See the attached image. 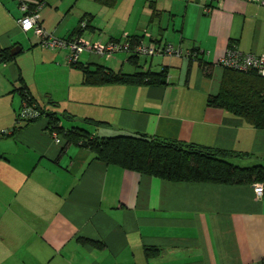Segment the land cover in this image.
I'll return each instance as SVG.
<instances>
[{
    "label": "crops",
    "instance_id": "crops-1",
    "mask_svg": "<svg viewBox=\"0 0 264 264\" xmlns=\"http://www.w3.org/2000/svg\"><path fill=\"white\" fill-rule=\"evenodd\" d=\"M81 1L48 0L41 25L73 38L87 17L79 36L91 43L148 32L179 46L182 56H141L137 64L126 52L85 51L79 59L118 72L128 65L134 70L127 73L167 71L165 83L84 84L69 49H43L19 25L20 1L0 0V48L20 49L0 61V103H20L18 116L26 85L41 101L49 95L78 103V113L68 111L109 124L93 126L95 134L134 131L250 155L231 159L239 166L264 164V129L209 103L220 92L219 61L231 43L264 54V4L92 0L88 9ZM59 90L64 99L54 98ZM13 118L0 137V264H264V196L254 185L172 182L124 169L87 148L56 143L46 117L25 126Z\"/></svg>",
    "mask_w": 264,
    "mask_h": 264
},
{
    "label": "trees",
    "instance_id": "trees-1",
    "mask_svg": "<svg viewBox=\"0 0 264 264\" xmlns=\"http://www.w3.org/2000/svg\"><path fill=\"white\" fill-rule=\"evenodd\" d=\"M86 18L84 17L81 22ZM86 27L81 25L75 34L80 35ZM143 37L142 34L129 38L131 47L134 48ZM129 55L130 61L137 64L140 56L133 52ZM10 58L13 56L9 50L0 48V61ZM71 65L82 70L83 82L86 85L163 84L168 76L167 71L118 72L97 63L84 65L78 61ZM209 67L205 71L207 76L211 75V65ZM223 68L225 71L220 92L210 96L209 103L232 112L257 128L264 129V77L256 70L239 71ZM20 93L23 98L22 107L25 103L35 104L39 110L38 116L23 120L24 126L46 117L51 134L57 133L65 144H75L89 149L96 158L108 164L172 182H206L226 185L264 183V164L243 167L231 160L249 157L248 154L202 147L134 131H123L115 135L95 134L88 125L97 128L109 126V124L92 117H78L68 110L60 112L58 111L60 103L57 100L46 95L41 101L31 94L26 85L20 88ZM62 118L69 122L78 121L80 124L66 126L62 124ZM17 120H19V114ZM17 130L15 128V132Z\"/></svg>",
    "mask_w": 264,
    "mask_h": 264
},
{
    "label": "built area",
    "instance_id": "built-area-1",
    "mask_svg": "<svg viewBox=\"0 0 264 264\" xmlns=\"http://www.w3.org/2000/svg\"><path fill=\"white\" fill-rule=\"evenodd\" d=\"M21 17L18 19L21 29L25 32H34L39 38L40 45L44 48L57 50L60 48L69 49L68 56L69 64L77 63L81 55L85 51L96 52L102 56H112L118 52H126L128 54L135 53L141 56H156V55H169V56H182L183 51L179 46H175L170 42L161 43L153 39L151 34L145 32L144 37L141 38L134 48L131 47V41L126 40L110 41L108 43H91L84 40L81 36L76 35L73 38H62L53 32L47 31L41 25V10L48 3V0H19ZM212 2L213 0H205ZM264 4V0H257ZM210 10L211 7H205ZM82 27L87 26V19L82 22ZM194 52H191L193 55ZM219 64L225 68H232L239 71L256 70L264 77V54L257 55L255 53H247L241 51L236 43H231L227 48L225 55L220 59ZM39 115V110L36 105H29L27 103L20 109L19 120L32 118ZM52 136L56 143H62L63 139L57 134L53 133ZM254 189L257 197L264 196V183H255Z\"/></svg>",
    "mask_w": 264,
    "mask_h": 264
},
{
    "label": "rangeland",
    "instance_id": "rangeland-1",
    "mask_svg": "<svg viewBox=\"0 0 264 264\" xmlns=\"http://www.w3.org/2000/svg\"><path fill=\"white\" fill-rule=\"evenodd\" d=\"M79 7L80 8L94 9L95 5L93 4L92 0H82L80 2V4H79ZM31 33H34V32L32 31V32H30L28 34H31ZM36 38H37V36H36ZM39 46H41V45H39ZM42 48L45 49V50H48L50 52H55L56 51V50H51V49H47V48H44V47H42ZM133 70H134L133 66L128 65V67H127V69L125 71L131 72ZM66 94H67L66 91L59 90V91L56 92V94H54V98H56V99L57 98H63L64 99ZM58 102L60 103L59 107H58V111L62 112L64 110H69V111H73L75 113H78V109L75 108V106L79 107L78 103H71V104L74 105L73 106L70 103H66L65 101H63L61 99H59ZM19 104L20 103H0V137H1V135L6 134V132L9 130V126H10L9 124H10V120H11L12 114H14V118L13 119H15L17 117V115L14 112L13 108H14V106L19 107ZM80 106L83 107L85 105H81L80 104ZM87 107H89V106H87ZM61 121H62V124L66 125V126H70L72 124H80L78 121L69 122L65 118H62ZM88 128L89 129H93L94 127L88 125ZM102 131L103 130H100V132L103 134L104 132H102ZM1 144L2 145L3 144L6 145L5 142H3V143L1 142Z\"/></svg>",
    "mask_w": 264,
    "mask_h": 264
},
{
    "label": "water",
    "instance_id": "water-1",
    "mask_svg": "<svg viewBox=\"0 0 264 264\" xmlns=\"http://www.w3.org/2000/svg\"><path fill=\"white\" fill-rule=\"evenodd\" d=\"M19 50H20V49H12L11 54H12L13 56H15V55H17V54L19 53Z\"/></svg>",
    "mask_w": 264,
    "mask_h": 264
}]
</instances>
